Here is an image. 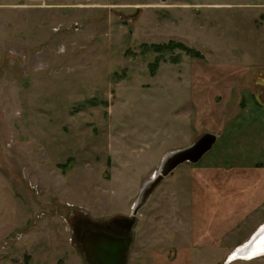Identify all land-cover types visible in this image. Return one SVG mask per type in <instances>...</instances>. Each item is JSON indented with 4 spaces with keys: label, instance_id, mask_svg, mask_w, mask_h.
Segmentation results:
<instances>
[{
    "label": "rangeland",
    "instance_id": "1",
    "mask_svg": "<svg viewBox=\"0 0 264 264\" xmlns=\"http://www.w3.org/2000/svg\"><path fill=\"white\" fill-rule=\"evenodd\" d=\"M171 41L201 57L175 48L152 70L157 53L139 46ZM199 75L209 87L239 76L236 110L248 90L264 101V0H0V264H87L74 221L131 216L163 156L203 133L192 102ZM235 142L218 138L154 186L133 215L126 264H264L228 261L264 205L220 256L179 246L199 178L187 169L251 162L252 144L233 156Z\"/></svg>",
    "mask_w": 264,
    "mask_h": 264
},
{
    "label": "crops",
    "instance_id": "2",
    "mask_svg": "<svg viewBox=\"0 0 264 264\" xmlns=\"http://www.w3.org/2000/svg\"><path fill=\"white\" fill-rule=\"evenodd\" d=\"M241 69L245 72L249 67L241 64ZM198 77L196 80L198 83L193 85V87L198 85V91L194 95L192 92L193 106L198 111V125L195 124V128L198 126L199 130L204 129L203 131L216 134V141L224 136L236 138L233 156L238 152H244L247 145L252 144L253 150L251 148L245 150L247 157L253 158L251 162L209 161L204 162L203 167H190L186 171L199 172V178L192 181L190 207L187 217L185 216L186 221L183 222L185 230L181 233L184 238H189V241L185 242L184 239V242L179 243L180 250L185 252V256L192 257L194 256L192 252L198 247L199 251L211 252L208 253L210 256L213 254L220 256L228 249L230 242L225 238L229 233L235 230L243 218L252 215L264 205V101L261 96L254 95L248 90V95L252 99L250 97L245 99L241 95L240 105L238 104L240 107L236 110L231 99L239 76L233 78L234 84L233 80L226 76L224 83L223 79H216L211 81L210 87L207 85L208 82H203L200 75ZM216 98H219L218 102ZM260 107L262 117L249 121V115ZM218 156L219 153L216 158ZM257 220L255 222L259 224L258 226L263 224L264 215ZM251 235L252 233L249 236ZM183 237L179 240H183ZM237 244L233 243L232 247L235 246L233 249L241 245Z\"/></svg>",
    "mask_w": 264,
    "mask_h": 264
},
{
    "label": "water",
    "instance_id": "3",
    "mask_svg": "<svg viewBox=\"0 0 264 264\" xmlns=\"http://www.w3.org/2000/svg\"><path fill=\"white\" fill-rule=\"evenodd\" d=\"M216 134L203 131L187 147L165 154L155 173L144 180L139 195L132 206L131 216L114 218L110 222L118 223L124 228L122 236L112 235L104 230L90 228L78 231L73 227L76 243L81 247L87 264H126L127 252L131 243L133 215L145 206L154 186L183 162L196 163L214 145ZM89 221V220H88ZM94 226L97 222H90ZM252 237V236H251ZM250 237V238H251Z\"/></svg>",
    "mask_w": 264,
    "mask_h": 264
},
{
    "label": "bare ground",
    "instance_id": "4",
    "mask_svg": "<svg viewBox=\"0 0 264 264\" xmlns=\"http://www.w3.org/2000/svg\"><path fill=\"white\" fill-rule=\"evenodd\" d=\"M251 236V238L233 250L228 261L235 259L249 260L264 256V223Z\"/></svg>",
    "mask_w": 264,
    "mask_h": 264
},
{
    "label": "trees",
    "instance_id": "5",
    "mask_svg": "<svg viewBox=\"0 0 264 264\" xmlns=\"http://www.w3.org/2000/svg\"><path fill=\"white\" fill-rule=\"evenodd\" d=\"M140 51L144 52L149 49H151L153 52L157 53V56L155 57L154 61L151 63L152 70H154V67L156 68L157 64L164 60L165 57H163V53L166 51H173L175 48L183 50L185 53H188L192 57L200 58L201 54L196 51L194 48H190L180 42H167V43H142L140 46ZM179 58V57H178ZM177 55H175L173 58H171L172 62H178Z\"/></svg>",
    "mask_w": 264,
    "mask_h": 264
},
{
    "label": "flooded vegetation",
    "instance_id": "6",
    "mask_svg": "<svg viewBox=\"0 0 264 264\" xmlns=\"http://www.w3.org/2000/svg\"><path fill=\"white\" fill-rule=\"evenodd\" d=\"M73 227L78 231H82L83 229H86V228H90L93 230L100 229V230L106 231L109 234L119 235V236H122L124 232V228L118 223H112L108 221V222L98 223V225L94 226L93 224L90 223V221H88V218L84 216L77 218L74 221Z\"/></svg>",
    "mask_w": 264,
    "mask_h": 264
}]
</instances>
